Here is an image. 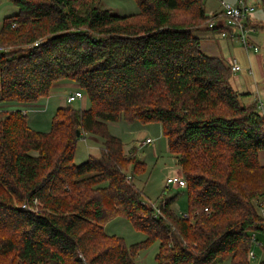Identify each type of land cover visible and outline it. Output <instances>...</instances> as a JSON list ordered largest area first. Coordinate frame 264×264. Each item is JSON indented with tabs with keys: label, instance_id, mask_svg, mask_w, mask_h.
<instances>
[{
	"label": "trees",
	"instance_id": "1",
	"mask_svg": "<svg viewBox=\"0 0 264 264\" xmlns=\"http://www.w3.org/2000/svg\"><path fill=\"white\" fill-rule=\"evenodd\" d=\"M134 1L137 12L118 15L103 0H12L18 12L0 27V264H134L156 241L157 264H249L250 236L264 233L254 204L264 115L196 34L230 28L205 0ZM59 81L76 83L89 107H58L48 131L33 129L10 104L36 103ZM121 120L160 124L186 213L163 189L157 214L135 185L145 163L108 129ZM85 133L101 154L75 164ZM116 216L145 238L126 246L105 233Z\"/></svg>",
	"mask_w": 264,
	"mask_h": 264
},
{
	"label": "rangeland",
	"instance_id": "2",
	"mask_svg": "<svg viewBox=\"0 0 264 264\" xmlns=\"http://www.w3.org/2000/svg\"><path fill=\"white\" fill-rule=\"evenodd\" d=\"M225 2L236 3V0H224ZM220 0H205L204 7L206 11H211L220 6ZM246 3L252 4L254 6V11L250 15V19H255L258 23L250 22L247 24L251 29L248 33L254 35L258 45V51L248 50L246 51L241 43L238 41L233 42L232 45L225 46L223 38L218 35L210 33V38L202 39L201 50L205 53H211L222 58L227 62L229 58L234 59L239 62L242 67L245 65L247 68L251 65V71L247 72V68H242L241 71L231 73V84L236 88H243L245 90H252V86L257 83L259 101L263 102L264 111V88L261 89L260 86L264 85L262 78H264V71L262 64L264 61V30H260L261 26L264 25V2L263 0H247ZM103 7L110 9L111 12L118 15H129L138 11L137 4L134 0H103ZM18 12L17 6H15L12 0H0V26L5 17L14 15ZM262 24H260V23ZM260 24V25H259ZM259 29L260 31H258ZM233 57V58H232ZM253 72V74H251ZM244 74L245 78L241 81V76ZM241 81V82H240ZM71 88H66L60 93H55L49 98L48 104L45 105V100L40 99L38 102L43 107L35 108L32 105H23L22 108L25 109L27 124L33 129L39 131H48L50 128V122L56 108L61 106H66L70 104L73 108H88L89 100L83 94L82 98H77L71 103L65 102L66 91ZM73 89V88H72ZM54 90V89H53ZM56 91V90H55ZM66 92V93H65ZM62 93V94H61ZM241 93V92H239ZM61 94L60 96H58ZM245 95V94H244ZM253 98V97H251ZM255 101L257 100L254 98ZM261 99V100H260ZM245 104L255 102L253 99L246 101L242 100ZM242 102V103H243ZM257 102V101H256ZM69 106V105H68ZM0 108H8L0 104ZM37 109V110H36ZM260 110V109H258ZM261 113V112H260ZM108 129L111 134L120 137L124 143V147H130L131 141L136 147L137 157L145 163V170L133 177L134 183L138 188L143 191V194L150 204H156L157 206L162 190L165 189V196L169 197L176 194V200L172 207L177 213H186L187 202L185 188H177L176 186L166 187L164 184L166 176L177 172L182 175L179 169L177 160L172 156L168 150L167 141L162 134L161 127L159 123H140L138 121L127 122L124 120L117 122H109ZM84 138H79L77 140L74 152V163L79 164L87 159L88 156H99L101 154V139L91 134L85 133ZM150 138L151 142H147L143 145V140L145 138ZM134 146H131L134 148ZM129 151V148L125 153ZM259 162L264 165V149L259 151ZM104 232L110 235H116L123 239L126 246H130L133 243L139 242L145 238V234L139 230H136L133 225L124 217L116 216L109 221H107L103 226ZM255 238L257 241H261L264 247V233L255 232ZM158 243L153 242L149 246L139 249L134 257V264H157L154 256L157 251ZM255 243H252V247ZM258 250V248H256ZM257 251L255 256L258 258ZM218 264H229L228 260H225Z\"/></svg>",
	"mask_w": 264,
	"mask_h": 264
},
{
	"label": "built area",
	"instance_id": "3",
	"mask_svg": "<svg viewBox=\"0 0 264 264\" xmlns=\"http://www.w3.org/2000/svg\"><path fill=\"white\" fill-rule=\"evenodd\" d=\"M253 11H254V6L252 4L246 3L244 0H238L236 3L223 2L217 19L218 21H221L223 24L228 26L230 30L222 31L219 35L223 37H230L238 41L239 43H241V45L246 51L252 50L257 52L258 46L255 43H253L248 37V33L251 28L247 26V24L250 14ZM216 22H217L216 19H212L208 22V26L213 27L216 25ZM226 63L229 66L232 74L242 70V66L239 64V62L235 61L234 59L229 58ZM248 71L250 72L251 70ZM82 97H83V92L80 89H78L67 93L65 99L67 103H71L75 99ZM23 112L26 113L24 110ZM150 141H151L150 138H145L142 144H140V146ZM164 184L166 187H170V186H176L177 188L186 187V181L183 178V176L179 173H174L166 176ZM254 204H255V208L258 211V214L264 219V194L262 196H259L254 201ZM151 205L156 211V213L159 214L160 210L157 206H155L156 204L151 203ZM22 207H26V205L23 204ZM204 210H207V208H204ZM250 239H251V243H255V245H260V246L262 245L260 241L256 240L254 233L251 234ZM248 258H249V264H260L258 262L254 263V260L253 261L251 260L255 258L252 248L248 251Z\"/></svg>",
	"mask_w": 264,
	"mask_h": 264
},
{
	"label": "crops",
	"instance_id": "4",
	"mask_svg": "<svg viewBox=\"0 0 264 264\" xmlns=\"http://www.w3.org/2000/svg\"><path fill=\"white\" fill-rule=\"evenodd\" d=\"M221 2H220V6H221V4H223V2H225L224 0H220ZM238 0H236V2H237ZM245 2L247 1V0H244ZM221 10V7H220V9L219 8H215V9H213V10H211L210 12L209 11H206V9H205V12H206V14L207 15H212V14H214V13H218L219 11ZM251 15V14H250ZM249 22H255V23H258L255 19H250V17H249V20H248ZM260 23V22H259ZM260 24H262V23H260ZM259 24V25H260ZM1 27V26H0ZM258 31H260L259 29H257ZM208 33H210L211 35H212V32H210V31H200V32H197L196 34H197V36L198 37H200V46H201V43H202V39H206L205 38V36L207 35V38L209 39L210 38V34H208ZM219 35V34H218ZM221 36V35H220ZM222 38H223V40H224V42H225V46H229V45H232L233 44V42H236V40H234V39H232V38H230V37H223V36H221ZM249 39L253 42V43H255L256 45H257V41H255L254 39H256V37L254 36V35H252V34H250V36H249ZM258 46V45H257ZM205 53V52H204ZM205 54H207V55H213V56H218V55H215V54H211V53H205ZM218 57H222V56H218ZM240 64V63H239ZM241 65V64H240ZM242 68H247V66L245 65L244 67H242ZM262 68H263V71H264V61H263V64H262ZM248 70H251V65H249V67L247 68V72H248ZM251 74H253V72L251 73ZM245 78V76H244V74L241 76V81L243 80V78ZM240 81V82H241ZM261 82H263L264 83V78H262V81ZM66 88H71V89H68L66 92L67 93H69V92H72V91H74V90H78L79 88H78V86H77V84L76 83H74V82H72V81H59V82H57V83H54L53 84V86H52V88H51V91H50V94L47 96V97H45V98H42V99H44L45 100V105L46 104H48V101H49V98L51 97V96H53L55 93H60L61 92V90H62V93H64L63 92V90H65ZM73 88V89H72ZM260 88L261 89H263L264 88V85H262V86H260ZM54 89V90H53ZM237 89V91L238 92H241V94H245V95H243L242 97H241V99L242 100H244V101H246V99L247 100H249V99H253L254 101H255V99L254 98H256L257 100V107H258V109H260L259 110V112H261V114H263L264 115V111H263V102L262 101H259V95H258V87H257V83L256 84H254L253 86H252V90H245V89H243V88H236ZM56 90V91H55ZM65 92V93H66ZM61 93V94H62ZM66 93V94H67ZM61 94H59L58 96H60ZM65 97H66V95H65ZM251 97H253V98H251ZM261 100V99H260ZM40 101V100H39ZM38 101V102H39ZM38 102H36V103H33V104H10V105H14L16 108H19V109H22V110H24L25 111V109L24 108H22V106L23 105H32L33 107H34V109L35 108H38V110H40V108L39 107H43L44 108V106L45 105H41V104H39ZM65 102H66V99H65ZM243 102V101H242ZM244 103V102H243ZM245 104V103H244ZM37 110V109H36ZM26 114H27V112H26ZM108 125H109V123H108ZM31 127V126H30ZM86 136V134H84V136H83V138ZM116 136V135H115ZM118 137V136H117ZM149 138V137H148ZM151 142V141H150ZM135 143V142H134ZM132 141H131V143H130V147L131 146H134V145H132V144H134ZM130 147H123L124 148V151L126 152V150L128 149V148H130ZM172 156H174V158L176 159V156L173 154ZM177 160V159H176ZM178 170H180V167H179V169ZM174 173H177V172H173V174ZM170 175V174H169ZM261 233H263V232H261ZM261 242V241H260ZM261 246L260 245H258L259 247H257V246H255L254 247V249H253V252H254V255L256 256V254H257V251L258 252H260L259 254H258V258L256 257V260H254V263L255 262H258V263H260V264H264V247H263V243L261 242ZM256 248H258V250H256ZM255 259V258H254Z\"/></svg>",
	"mask_w": 264,
	"mask_h": 264
},
{
	"label": "water",
	"instance_id": "5",
	"mask_svg": "<svg viewBox=\"0 0 264 264\" xmlns=\"http://www.w3.org/2000/svg\"><path fill=\"white\" fill-rule=\"evenodd\" d=\"M76 133H77V135H79V132L78 131Z\"/></svg>",
	"mask_w": 264,
	"mask_h": 264
}]
</instances>
